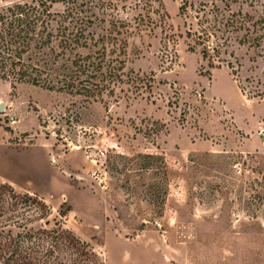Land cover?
<instances>
[{"label":"rangeland","instance_id":"1","mask_svg":"<svg viewBox=\"0 0 264 264\" xmlns=\"http://www.w3.org/2000/svg\"><path fill=\"white\" fill-rule=\"evenodd\" d=\"M213 2L229 11L222 0L53 5L55 14L79 12L106 42L115 21L130 24L129 36L118 38L128 41L124 80L138 75L151 84L139 96L128 99L125 84L105 104L0 81V143L43 144L53 159L74 165L66 176L79 201H46L89 248L67 264H264V51L239 45L231 33L219 68L190 52L191 16ZM183 3L188 16L180 14ZM263 6L237 0L231 9L257 19ZM15 156L0 152V171L15 175ZM54 185L63 187L56 178Z\"/></svg>","mask_w":264,"mask_h":264},{"label":"trees","instance_id":"2","mask_svg":"<svg viewBox=\"0 0 264 264\" xmlns=\"http://www.w3.org/2000/svg\"><path fill=\"white\" fill-rule=\"evenodd\" d=\"M5 1L0 0V81L79 94L87 102L105 104V95L116 99L121 85H128V99L141 95L143 86L151 89L138 75L124 80L129 23L115 21L109 32L113 37L106 42L104 37H94L88 30L90 23L79 12L67 8L62 15L55 14L57 0ZM222 1L229 11L220 9L217 2L211 8L201 4L185 31L188 50L199 51L210 68H219L224 62L221 54L231 45V33L237 34L234 40L239 45H258L264 51V12L254 19L242 8L231 9L237 0ZM179 11L188 16L187 3ZM121 35L128 36L118 38ZM167 171L163 158V173ZM63 215L62 211L54 214L38 196L0 180V264L77 262L89 248L57 219ZM52 220L55 228L51 229Z\"/></svg>","mask_w":264,"mask_h":264},{"label":"crops","instance_id":"3","mask_svg":"<svg viewBox=\"0 0 264 264\" xmlns=\"http://www.w3.org/2000/svg\"><path fill=\"white\" fill-rule=\"evenodd\" d=\"M0 152H6L7 158L10 159L15 155L19 157L11 166L15 165L12 168L15 175H12V172L0 171V176L14 187L34 194L45 202L48 195H52L53 198L66 197L72 203L79 201L78 190L66 176L73 173L74 165H69L64 160L53 159L52 151L47 146L0 143ZM54 178L63 186L62 188L55 187Z\"/></svg>","mask_w":264,"mask_h":264},{"label":"water","instance_id":"4","mask_svg":"<svg viewBox=\"0 0 264 264\" xmlns=\"http://www.w3.org/2000/svg\"><path fill=\"white\" fill-rule=\"evenodd\" d=\"M5 109V104L3 102H0V113H2Z\"/></svg>","mask_w":264,"mask_h":264}]
</instances>
